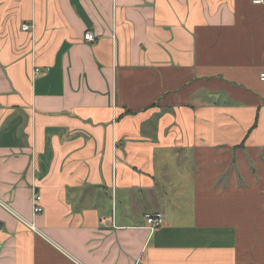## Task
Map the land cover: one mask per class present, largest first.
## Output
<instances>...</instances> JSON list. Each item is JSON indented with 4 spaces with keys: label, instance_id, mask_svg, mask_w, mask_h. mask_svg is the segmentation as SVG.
I'll return each mask as SVG.
<instances>
[{
    "label": "crops",
    "instance_id": "crops-1",
    "mask_svg": "<svg viewBox=\"0 0 264 264\" xmlns=\"http://www.w3.org/2000/svg\"><path fill=\"white\" fill-rule=\"evenodd\" d=\"M262 73L253 0H0V264H264Z\"/></svg>",
    "mask_w": 264,
    "mask_h": 264
},
{
    "label": "built area",
    "instance_id": "built-area-1",
    "mask_svg": "<svg viewBox=\"0 0 264 264\" xmlns=\"http://www.w3.org/2000/svg\"><path fill=\"white\" fill-rule=\"evenodd\" d=\"M253 3L257 4V5H261V4H264V0H253ZM33 29H34V26L30 25V24H25L23 26L24 31H32ZM85 40L88 42H95L96 36L92 32H87L85 34ZM40 73H41V70L39 68H36L34 71V75H39ZM260 79L262 81H264V73H262L260 75ZM40 202H41V196L36 191H34V194H33V210H34L35 215L41 214L43 212V208H42V206H40ZM145 220H146V228L151 233H154L158 228H160L164 225L165 216L163 213H159V212L158 213H151V214L146 215ZM27 224L31 230L37 231L34 223H27Z\"/></svg>",
    "mask_w": 264,
    "mask_h": 264
}]
</instances>
